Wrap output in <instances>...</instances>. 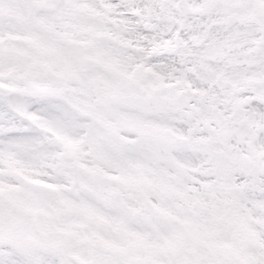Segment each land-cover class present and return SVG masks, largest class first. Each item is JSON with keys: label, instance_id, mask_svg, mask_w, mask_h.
Returning a JSON list of instances; mask_svg holds the SVG:
<instances>
[{"label": "snow or ice", "instance_id": "6c2138e0", "mask_svg": "<svg viewBox=\"0 0 264 264\" xmlns=\"http://www.w3.org/2000/svg\"><path fill=\"white\" fill-rule=\"evenodd\" d=\"M0 264H264V0H0Z\"/></svg>", "mask_w": 264, "mask_h": 264}]
</instances>
